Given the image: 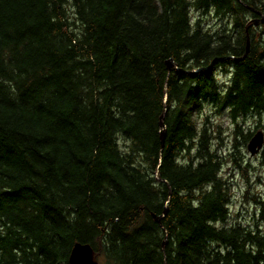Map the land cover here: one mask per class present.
<instances>
[{
    "label": "trees",
    "instance_id": "16d2710c",
    "mask_svg": "<svg viewBox=\"0 0 264 264\" xmlns=\"http://www.w3.org/2000/svg\"><path fill=\"white\" fill-rule=\"evenodd\" d=\"M248 116L264 0H0V264H264L223 174Z\"/></svg>",
    "mask_w": 264,
    "mask_h": 264
},
{
    "label": "rangeland",
    "instance_id": "374dc122",
    "mask_svg": "<svg viewBox=\"0 0 264 264\" xmlns=\"http://www.w3.org/2000/svg\"><path fill=\"white\" fill-rule=\"evenodd\" d=\"M194 15L197 14L194 13ZM209 19L210 17L208 18L209 23L214 22V19ZM254 23L256 27L259 26L257 20ZM217 24L219 25L220 22H217ZM217 78L218 81H221L226 79V76H224V73L217 72ZM205 109L209 113L208 107H205ZM210 120L221 126L224 135L230 134L233 129L226 113L221 115L211 114ZM244 124L246 127H251L252 132L262 131L264 133V121H260L258 128L253 129L254 121L251 116H248L244 120ZM246 144L247 142L240 146L242 168H234L232 164H228L223 168V174L231 184L229 211L232 218L240 220L244 224H258L260 230L264 232V154L260 151L256 155H249ZM260 201H263V204Z\"/></svg>",
    "mask_w": 264,
    "mask_h": 264
},
{
    "label": "water",
    "instance_id": "95a60500",
    "mask_svg": "<svg viewBox=\"0 0 264 264\" xmlns=\"http://www.w3.org/2000/svg\"><path fill=\"white\" fill-rule=\"evenodd\" d=\"M263 20V19H262ZM171 65V61L168 62V67ZM164 131V130H163ZM247 151L250 155L258 153L264 143V133L257 132L250 140H248ZM166 211V208L164 212ZM68 264H99L93 258V249L88 243L76 242L73 244L69 256Z\"/></svg>",
    "mask_w": 264,
    "mask_h": 264
},
{
    "label": "bare ground",
    "instance_id": "6f19581e",
    "mask_svg": "<svg viewBox=\"0 0 264 264\" xmlns=\"http://www.w3.org/2000/svg\"><path fill=\"white\" fill-rule=\"evenodd\" d=\"M169 61H171V60H169ZM168 61V62H169ZM168 62L166 63V65H167V68L169 69L170 67H172L173 66V63H172V61H171V65L168 67ZM160 124H161V121H160ZM257 132H259V131H256L251 137H250V139L257 133ZM260 132H262V131H260ZM164 135H165V131H161V145L163 144V138H164ZM249 139V140H250ZM249 142V141H248ZM248 142H247V144H248ZM247 144H246V150H247Z\"/></svg>",
    "mask_w": 264,
    "mask_h": 264
}]
</instances>
